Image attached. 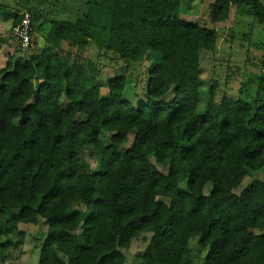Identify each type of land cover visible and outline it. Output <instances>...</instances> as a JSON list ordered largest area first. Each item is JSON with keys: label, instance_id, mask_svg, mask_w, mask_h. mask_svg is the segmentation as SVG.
Segmentation results:
<instances>
[{"label": "trees", "instance_id": "trees-1", "mask_svg": "<svg viewBox=\"0 0 264 264\" xmlns=\"http://www.w3.org/2000/svg\"><path fill=\"white\" fill-rule=\"evenodd\" d=\"M25 5L35 31L39 13ZM87 7L75 21H51L40 54H11L0 69V263L23 245L20 224L44 220L39 264H126L144 235L140 264H189L194 235L207 250L202 264H264V181L236 194L264 168V88L249 101H217L214 84L198 114L201 61L188 45L214 51L216 29L183 20L181 0ZM234 7L264 26L262 0H214L211 20H228ZM23 13L6 17L14 26ZM92 45L126 63L107 95L98 78L86 87L75 60ZM145 60L147 100L135 106L123 94L130 67Z\"/></svg>", "mask_w": 264, "mask_h": 264}, {"label": "rangeland", "instance_id": "rangeland-1", "mask_svg": "<svg viewBox=\"0 0 264 264\" xmlns=\"http://www.w3.org/2000/svg\"><path fill=\"white\" fill-rule=\"evenodd\" d=\"M29 7L38 11L34 20L35 33L33 35L32 47L26 51L17 48L15 40L11 37L13 19L6 17L12 13H23ZM88 0H0V69L11 54L17 57L28 58L30 54H40L46 45L45 39L51 29L52 20H71L87 12ZM214 0H181L180 16L183 20L199 24L200 26L216 29L218 42L214 51H199L196 44L188 45L189 56L200 55L201 61V89L200 100L197 109L198 114L207 110L212 86L216 85L215 100H221L227 95L239 100H251L254 98L258 88H264V26L244 11L232 8L230 18L221 23L211 20L209 7ZM264 4V0H262ZM42 28H39L40 24ZM75 60L87 68L86 87L90 86L93 78L102 81V95H107L105 87L109 77L125 66L126 63L112 52L101 50L92 45L85 51L76 53L73 51ZM150 62L143 61L133 64L128 74V82L123 94L127 100L138 106L147 100V80ZM172 94H169L170 99ZM105 136V133H103ZM107 137V138H106ZM105 137L109 139L110 134ZM107 142V141H106ZM90 173L99 170V159L86 153L84 156ZM229 166L238 167L236 160L231 159ZM254 179L264 181V168L252 177L246 178L238 188L236 194H241L244 188ZM207 189L206 192H208ZM159 201L169 203V200L159 198ZM84 209V207H83ZM20 230L26 233L24 243L19 249L8 250L10 258L4 264H39L41 244L47 231V224L40 220L37 225L20 224ZM150 235H144L133 242L130 250L125 251L126 264H140V257L149 243ZM0 238V241H4ZM199 236H191L189 240L190 256L189 264H202L207 250L200 247ZM1 264V263H0Z\"/></svg>", "mask_w": 264, "mask_h": 264}, {"label": "built area", "instance_id": "built-area-1", "mask_svg": "<svg viewBox=\"0 0 264 264\" xmlns=\"http://www.w3.org/2000/svg\"><path fill=\"white\" fill-rule=\"evenodd\" d=\"M11 37L15 40L17 48L26 51L32 45L34 26L33 18L30 13L24 12L21 20L12 26Z\"/></svg>", "mask_w": 264, "mask_h": 264}, {"label": "crops", "instance_id": "crops-1", "mask_svg": "<svg viewBox=\"0 0 264 264\" xmlns=\"http://www.w3.org/2000/svg\"><path fill=\"white\" fill-rule=\"evenodd\" d=\"M3 42V41H2Z\"/></svg>", "mask_w": 264, "mask_h": 264}]
</instances>
